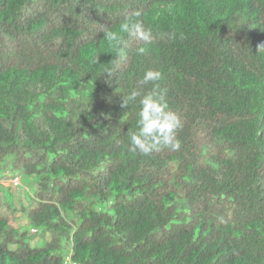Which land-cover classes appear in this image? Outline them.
Listing matches in <instances>:
<instances>
[{
    "label": "trees",
    "instance_id": "trees-1",
    "mask_svg": "<svg viewBox=\"0 0 264 264\" xmlns=\"http://www.w3.org/2000/svg\"><path fill=\"white\" fill-rule=\"evenodd\" d=\"M0 264H264V0H0Z\"/></svg>",
    "mask_w": 264,
    "mask_h": 264
},
{
    "label": "rangeland",
    "instance_id": "rangeland-1",
    "mask_svg": "<svg viewBox=\"0 0 264 264\" xmlns=\"http://www.w3.org/2000/svg\"><path fill=\"white\" fill-rule=\"evenodd\" d=\"M20 179H21V181H23L24 182V178L23 177H20ZM39 243V242H38Z\"/></svg>",
    "mask_w": 264,
    "mask_h": 264
}]
</instances>
